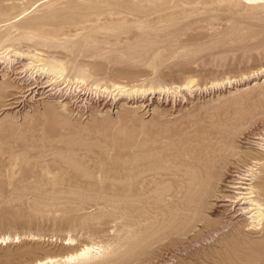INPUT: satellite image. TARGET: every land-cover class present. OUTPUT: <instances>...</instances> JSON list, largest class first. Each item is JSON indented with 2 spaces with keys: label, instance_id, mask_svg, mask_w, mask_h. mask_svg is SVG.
<instances>
[{
  "label": "rangeland",
  "instance_id": "rangeland-1",
  "mask_svg": "<svg viewBox=\"0 0 264 264\" xmlns=\"http://www.w3.org/2000/svg\"><path fill=\"white\" fill-rule=\"evenodd\" d=\"M31 44L89 68L91 97L98 86L113 99L0 106V237H21L0 244V264L63 256L70 237L111 245L87 264H264V227L215 201L241 190L217 189L197 221L145 195L219 142L228 165L264 174V0H0V51ZM11 75L0 90L19 84Z\"/></svg>",
  "mask_w": 264,
  "mask_h": 264
},
{
  "label": "bare ground",
  "instance_id": "bare-ground-1",
  "mask_svg": "<svg viewBox=\"0 0 264 264\" xmlns=\"http://www.w3.org/2000/svg\"><path fill=\"white\" fill-rule=\"evenodd\" d=\"M68 45L65 48H69ZM37 46L38 44H31L29 49H27L28 52L21 51L22 49H15L12 46L3 49V52L0 51L1 59H4V62L0 65V71L4 72V76L6 74L7 76L12 74L11 77L14 76V80L19 81V84L16 86L7 81L8 83L5 87L0 90V106H7L5 110L20 109L23 107L26 99L28 101L30 96L38 95L46 98H56L62 104L68 100H73L72 103L75 102L76 104L84 101L87 102L86 100H94V102L101 101L104 105H108L113 99V97H110L112 92L109 91L110 93L106 96L108 92L105 91L107 90L101 92L99 91L98 86L96 87L98 96L91 97L93 88H90L88 82L92 78L93 74L90 70H88L89 68L87 69L86 66L82 67V65L73 66L74 63L72 60L66 62V57L61 56L59 53L55 52L54 49H50V47L53 48V46H42L44 50L45 48H48L45 51ZM31 48L34 49L35 53H33ZM46 53L50 54V56H47ZM13 57H16L18 60L13 59ZM25 58L27 60H31L30 63L24 60ZM71 71H74L75 73L70 75ZM192 84L193 82L186 85L185 88L190 90V85ZM73 87H75V89ZM115 90L121 92L123 96L126 94L130 101L134 100L133 95L138 93L136 90H128L126 86L120 85H114L113 91ZM150 91L156 90L151 89ZM158 91L167 95L166 93H169L170 89L158 88ZM147 92V90L142 91L143 95ZM192 94L191 96H193ZM109 97L110 99L108 100ZM164 103L167 104L168 102L165 101ZM254 139L261 138L256 137ZM249 143L250 142H248V144ZM228 150L229 146L226 142L211 144L203 150L193 147L191 152H193L194 156L184 161L186 169L176 172L175 174H177V178L175 180L168 182V179L162 178L155 181L153 185L149 186L148 192L145 193V195L148 194L147 199L150 200L148 204L156 206L157 209L164 213L160 204L166 202V198L168 197L178 199L179 203L174 206L179 213L177 216L180 214L181 216H184L183 212L187 210L191 218L194 221H197L201 218L202 212L207 209L206 205L208 199L215 196L217 189L221 190L220 192H232L229 189H237L241 190L237 192V194L241 195V197L231 196L230 198V196L226 197L225 195H219L218 199L215 201L221 204L217 207H230L231 210L229 214L234 213V215L232 214L234 219L242 218L245 215L249 216L251 222L248 223L247 226H252L250 230H259V226L264 227V174L256 175L252 173V171H254L252 169L246 171L245 174V171L239 166L235 164L228 165L230 161L229 159L236 156L233 153H229ZM239 161H241V158ZM260 162H257V164ZM148 164L149 166H147L144 171L145 174L154 172L155 170V166L152 162ZM153 187H156L155 195L151 196L150 194H152L151 190ZM212 209H214V207ZM163 221L166 222L167 219H164ZM177 222L178 220L176 223ZM188 232L189 231H186L183 234ZM139 238L140 237H138V239ZM20 241L21 237L19 236L0 237V244L3 246H7L10 243H19ZM138 241H136V243ZM132 243L135 244V242ZM64 245L70 247L72 251L63 256H47L44 259H38L35 262H28L27 264H87L99 257L107 255L109 253V249L112 248L110 244H99L93 242L78 246L76 240L72 237L66 239L64 241ZM134 247H136V245Z\"/></svg>",
  "mask_w": 264,
  "mask_h": 264
}]
</instances>
